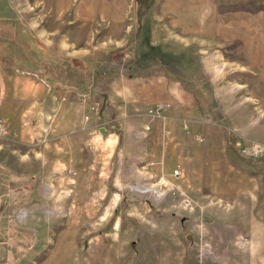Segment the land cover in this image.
<instances>
[{"label": "rangeland", "instance_id": "obj_1", "mask_svg": "<svg viewBox=\"0 0 264 264\" xmlns=\"http://www.w3.org/2000/svg\"><path fill=\"white\" fill-rule=\"evenodd\" d=\"M0 16L64 81L0 138V264H264V0H0Z\"/></svg>", "mask_w": 264, "mask_h": 264}, {"label": "crops", "instance_id": "obj_2", "mask_svg": "<svg viewBox=\"0 0 264 264\" xmlns=\"http://www.w3.org/2000/svg\"><path fill=\"white\" fill-rule=\"evenodd\" d=\"M7 66L10 67L9 64ZM11 68L21 74L31 76L33 80L30 81V78L27 77H13L12 73L8 72V69L4 68L0 61V124L6 128V134L0 138L10 141L18 136L20 129L24 130L25 127L33 125L37 119L43 116L42 112L35 110L46 100L44 91L48 92L52 89L55 92L54 88L36 74L16 67ZM49 99L51 100V97ZM2 157L3 155H0V165H8L7 158L4 160ZM6 195L2 194V196Z\"/></svg>", "mask_w": 264, "mask_h": 264}, {"label": "trees", "instance_id": "obj_3", "mask_svg": "<svg viewBox=\"0 0 264 264\" xmlns=\"http://www.w3.org/2000/svg\"><path fill=\"white\" fill-rule=\"evenodd\" d=\"M0 44L6 45L4 46L6 50H3V48L0 50V59L2 61H6L9 63V65H13L18 67V69H21L23 71L38 74L41 76V78L50 86H54L57 83L64 84V81L57 82V79L60 78V75H50L48 71V66L46 65L45 61H40L35 59H30L31 56L24 55V53L20 52L18 45H21L19 43V38H15V35L21 34L20 38L23 36V33L27 34V39L30 41L35 42V39L32 36H29L28 33L25 32V30H18L15 27L12 26L13 19H6L5 17L0 16ZM24 31V32H23ZM26 43L23 44V47L25 46L27 48ZM16 49V50H14ZM9 51V52H8ZM6 57H3L5 56ZM2 56V57H1ZM45 63V64H44ZM70 66L75 69L80 74H88L92 71V65L88 62V60L85 59H71L68 62ZM46 65V66H45ZM58 76V77H57ZM56 80V81H55ZM66 81V78H65ZM1 168V167H0ZM5 198V196H0V206L2 205V200ZM1 235V231H0ZM17 260L14 259L12 262H15Z\"/></svg>", "mask_w": 264, "mask_h": 264}, {"label": "built area", "instance_id": "obj_4", "mask_svg": "<svg viewBox=\"0 0 264 264\" xmlns=\"http://www.w3.org/2000/svg\"><path fill=\"white\" fill-rule=\"evenodd\" d=\"M155 109L156 110H160L161 109V106L160 105H156L155 106ZM148 130V128L146 127V128H144V131H147ZM4 133H5V128L3 127V125L2 124H0V136H2V135H4ZM197 139V138H196ZM260 152H261V147L259 146V145H251V146H249L248 148H243L240 152H239V154L241 155V156H246V157H250V158H255V157H257L259 154H260Z\"/></svg>", "mask_w": 264, "mask_h": 264}, {"label": "bare ground", "instance_id": "obj_5", "mask_svg": "<svg viewBox=\"0 0 264 264\" xmlns=\"http://www.w3.org/2000/svg\"><path fill=\"white\" fill-rule=\"evenodd\" d=\"M22 217V216H21Z\"/></svg>", "mask_w": 264, "mask_h": 264}]
</instances>
